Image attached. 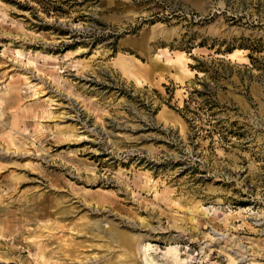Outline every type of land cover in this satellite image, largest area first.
<instances>
[{
	"label": "rangeland",
	"instance_id": "1",
	"mask_svg": "<svg viewBox=\"0 0 264 264\" xmlns=\"http://www.w3.org/2000/svg\"><path fill=\"white\" fill-rule=\"evenodd\" d=\"M145 257L264 264V0H0V264Z\"/></svg>",
	"mask_w": 264,
	"mask_h": 264
},
{
	"label": "bare ground",
	"instance_id": "2",
	"mask_svg": "<svg viewBox=\"0 0 264 264\" xmlns=\"http://www.w3.org/2000/svg\"><path fill=\"white\" fill-rule=\"evenodd\" d=\"M244 210H245V209H244ZM222 214H223V213H222ZM219 234H220V233H219ZM148 253H149V252H148ZM146 256H147V255H146ZM147 257H148V256H147ZM241 258H242V257H241ZM148 259H149V258H148ZM148 259H146V257H145V260H144V261H145L147 264H153L151 261H148ZM244 259H245V258H244ZM245 260H246V259H245ZM245 260L242 261V260L240 259V261L237 260V262H238V263H245ZM235 262H236V261H235ZM237 262H236V263H237ZM248 264H253V263H248Z\"/></svg>",
	"mask_w": 264,
	"mask_h": 264
}]
</instances>
